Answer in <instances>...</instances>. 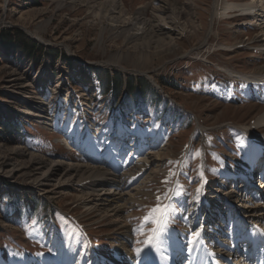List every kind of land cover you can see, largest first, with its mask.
Here are the masks:
<instances>
[{
	"label": "rangeland",
	"instance_id": "obj_1",
	"mask_svg": "<svg viewBox=\"0 0 264 264\" xmlns=\"http://www.w3.org/2000/svg\"><path fill=\"white\" fill-rule=\"evenodd\" d=\"M105 1L63 6L48 0H0V264H28L27 257L36 264L51 258L65 264L71 254L75 263L90 254L94 257L84 264H137L162 216L167 214L168 221L161 243L170 247L194 209L203 216L217 189L235 191L226 205L241 214L231 227L236 242L248 233L242 219L264 226V216L257 217L264 210V193L261 207L247 201L238 208L235 201L245 198L233 172L220 187L227 161L242 171L250 165L247 178L264 163V144L258 141L264 131L256 140L244 131L264 112V85L238 82L223 72L226 68L252 77L264 65V46L251 44L257 36L264 39L260 27L240 26L244 17L220 19L215 0H122L125 8L113 17L123 23H115L106 16L113 7L100 8ZM165 6L188 12L180 17L187 33L172 42L176 54L165 55L169 44L154 50L140 46L141 41L130 44L129 34L143 32V26L132 25L136 14L159 15L156 11ZM99 77L121 85L118 99L113 97L116 85L104 94ZM133 88L144 89L141 99L131 98ZM38 110L48 125L34 117ZM68 128L79 138L91 131L87 137L101 154L107 153L102 142L113 140L119 151H130L133 142L149 144L144 157L166 149L160 160L156 157L160 170L155 165L144 184L152 170L146 172L130 194H140L139 203L125 213L131 216L133 241H126L128 234L111 225L105 213L89 211L98 199L93 192L59 184L58 177L40 189L24 171L7 175L9 168H27L30 154L45 158L39 176L56 160L63 169L71 162L98 166L89 162ZM156 134L164 138L162 147L152 139ZM14 146L23 149L12 151ZM132 242L129 253L121 248ZM246 250L236 246L225 264H238L236 257L244 260ZM117 253L129 258L124 261ZM183 261L179 255L175 264Z\"/></svg>",
	"mask_w": 264,
	"mask_h": 264
},
{
	"label": "bare ground",
	"instance_id": "obj_2",
	"mask_svg": "<svg viewBox=\"0 0 264 264\" xmlns=\"http://www.w3.org/2000/svg\"><path fill=\"white\" fill-rule=\"evenodd\" d=\"M48 1L57 2L60 5L64 6L74 3L76 0ZM88 1L94 4L102 0ZM108 5L112 6L113 9L108 10L106 16H110L113 19V22L115 23H123L121 18L113 17V14H120L125 8V4L123 3V1L107 0L100 4V8H106L108 7ZM165 7H162L156 11L159 13V15L152 14L151 16L147 17L143 12H138L133 19L132 25L136 24L143 26V32L129 34L127 39L128 42L131 44L137 41H141L140 46L148 45L149 48L153 50L157 49L159 46L169 44L168 49L165 51L166 53L164 52L165 55L167 56L170 54L172 55V53H175V46L172 42L187 33L186 27L183 26V23H181L180 17L187 16L188 12L184 7ZM214 11L216 13L215 15L218 16L220 19L244 17L243 19H241V23L239 25L242 27L246 25H257L260 27V31L262 33V36L264 37V0H238L237 2L233 3L227 2L226 0H215ZM233 14L237 16H233ZM33 36L40 41L43 40V38L39 35L33 34ZM259 37L260 36L254 38L253 42L251 43L254 48H261L264 46L259 45V43L264 41V39L260 40ZM223 72L230 79L238 82L253 84V86L256 85L257 87L264 85V65L259 68V71L253 74L252 77H249L247 74L237 73L226 68L223 69ZM22 79V77L17 78V81H22ZM24 87H30V85H24ZM27 114L30 115L33 113ZM42 114L45 115L43 111L38 110L33 115L35 118H39L41 121H43V124L48 125V118H46ZM85 123L86 122H82L81 124L83 125ZM54 126L55 124H51L50 127ZM74 128H68V130H70V134H72L71 136L74 138V140L77 141L76 143H78L79 148H81L80 150L89 155L88 158L92 159L89 160V162L96 165L98 164V166L79 165L77 163L71 162L69 164H66V168L63 169V162L60 160H56L52 163L49 169L43 172L42 176H39V172L45 169V167L47 166L45 158H42L35 154H30L28 162L29 165L27 168H9L6 172L7 175L16 176L18 172L24 171V175L27 177H32L33 184L40 189L47 186L51 181H53L55 177H58L60 178L58 179L59 184L64 182L68 183V185L70 184L72 187L75 188V190H78L80 192H93V195L98 199L94 207L89 208V211H102L101 213H105L107 220L109 218L110 220L112 219L111 225L119 226V230L123 229L126 235L128 234L127 236L129 237H127L126 241H133V237L131 234L134 229L132 227L131 216L127 214L125 215V213H127L129 209H134V205L139 203L140 194L136 196L135 194H130L132 193V191H135L133 187H135V185L139 183L140 178L143 177L146 172L152 170L149 173V176L144 180V184H147V182H149V178L152 177V174L155 173V171L160 170L161 163L159 162V160L163 157V155H165V153H167L166 149L162 148L163 150L161 151V153H159V155L144 157V154H142V152L150 149L149 144L143 142H141L140 144H138L139 142L134 144L135 142H133L132 146L128 147L130 151H119L115 149L116 140H113L108 144L106 141L102 142L103 147H106L107 153L104 152L101 154L99 150H97V145L93 144V142L91 143V140L93 139L91 137H87V134L90 135L91 131H87V133L83 137L79 138L77 137V135H75L76 132L74 131ZM84 128L86 129L88 127L85 126ZM244 128L246 134L252 136V139H258L259 136H257L256 138L255 136L260 135L259 132L262 133V131H264V112H262L254 120L252 127L244 126ZM152 139L156 141L154 143L159 147L163 146L164 138L162 137V135H153ZM258 141L264 144V136L259 137ZM64 145L67 146L69 150H72L70 144H67V142L64 141ZM134 147H137L138 149H134ZM12 148L13 149L11 150L15 152L21 151L23 149L20 146H14ZM156 157H158L159 160L156 159ZM227 162L228 164L223 174L224 181L220 184V187H222V185L224 187L227 177L231 175V172H233V176H235L236 178H247L245 174H247V171L249 172L250 165H246L245 169H243V171L245 172H243L237 167L233 168V162ZM5 164L8 165V167L11 166L10 161ZM155 165L157 166L154 171ZM1 168L2 167H0V169ZM255 183V188L252 187V190L258 192L254 195L255 198L252 201V207L255 208L254 205L257 204L259 208L261 207V205H259V202L263 201L259 198L263 196V193L259 192L262 188L263 181L261 182L260 180H255ZM142 184L143 183H141L140 186ZM260 185L261 187H259ZM214 191L215 195L214 197H212L214 200L211 201V205H209V207L205 209V213H203V216H200V212L197 209H194V217H192L190 222H187V228L184 230V233L182 234V236L178 233H175V238H173L170 247H168L166 244L161 243V240L165 235L164 229L168 221L167 214L165 216H162L154 231L150 243L146 246L145 251H143L144 257H142V259H139V261H137V264H175V259L179 255L184 256V264H225L228 262V260L231 259L230 257H233V253L231 254V252L233 249H235L236 246L239 249L247 247L245 259L239 260V257H236V263L244 264L246 262L250 264H264V232H262V230L258 228V221H254L253 218L250 221H243L244 219H242V223L246 224L245 227L248 226V233L244 236H241L242 234L238 236L236 235L237 238H240L242 240L236 242V239H234L235 233H233L231 227L232 224L236 222L235 218L238 219V216H240L241 214L235 210L234 206L226 205L229 200L234 198L235 191H230L226 193H224V191H221V189H217ZM247 193H249L250 195L254 194L249 189L246 190L245 194L241 193L242 195H244L243 197L245 199L243 200L242 198H238L235 201L236 207H245L243 202H246L247 204L248 198L252 197H248L246 195ZM250 203L251 199L248 204ZM263 211L264 210H260L257 215L258 218L264 216ZM205 216L206 218H204ZM210 217H212L211 220L209 219ZM243 217L245 218V216ZM207 219L209 221L203 223V220ZM199 220H201L200 225L198 222ZM202 223L206 226L208 225V230H205L206 228L202 225ZM192 227L196 229L194 232L191 231ZM241 242L247 243L240 244ZM244 244L245 246H243ZM133 246V242L130 244V246H127L123 243L121 245V248L125 252H127L128 249L132 250ZM241 251L243 253V250ZM161 252L163 253L161 254ZM118 255L123 257L124 261L129 258V255L124 256L120 253H117V256ZM134 255L135 254H132L131 258H133ZM88 257L93 258L94 256L86 254L81 259V261L75 263L72 260L71 254L68 259L64 261L65 264H84L85 260ZM25 261L28 264L35 263L30 257H27ZM42 263L62 264L60 263V261L57 262L52 258L44 259Z\"/></svg>",
	"mask_w": 264,
	"mask_h": 264
},
{
	"label": "trees",
	"instance_id": "obj_3",
	"mask_svg": "<svg viewBox=\"0 0 264 264\" xmlns=\"http://www.w3.org/2000/svg\"><path fill=\"white\" fill-rule=\"evenodd\" d=\"M99 79L101 80V83L103 84V87L101 86V88H103V93L105 94V92L107 91V88L108 87H110L109 85L111 84V87H112V89L111 90H113V89H115V85H116V87H117V94H116V96H114L113 95V97H114V99L116 100V99H118V96H119V91H121V85H118L119 83H116L115 84V82L114 81H110L109 79H105L104 80V82H102L103 80L99 77ZM144 89H135V88H133V89H131V95H132V93H133V96H131V98L132 99H134V96L136 97V99H138L139 97H137V96H140V98L139 99H141L142 98V95H144V91H143ZM114 91V90H113ZM138 99V100H139Z\"/></svg>",
	"mask_w": 264,
	"mask_h": 264
}]
</instances>
